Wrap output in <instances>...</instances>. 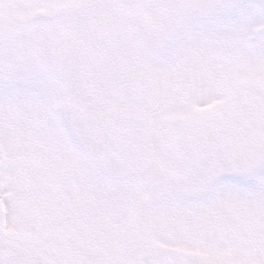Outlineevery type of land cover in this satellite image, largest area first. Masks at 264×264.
Wrapping results in <instances>:
<instances>
[{
    "label": "snow or ice",
    "instance_id": "snow-or-ice-1",
    "mask_svg": "<svg viewBox=\"0 0 264 264\" xmlns=\"http://www.w3.org/2000/svg\"><path fill=\"white\" fill-rule=\"evenodd\" d=\"M0 264H264V0H0Z\"/></svg>",
    "mask_w": 264,
    "mask_h": 264
}]
</instances>
